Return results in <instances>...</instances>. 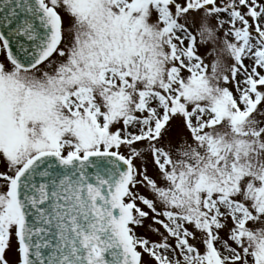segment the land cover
Segmentation results:
<instances>
[{"label":"snow or ice","instance_id":"obj_1","mask_svg":"<svg viewBox=\"0 0 264 264\" xmlns=\"http://www.w3.org/2000/svg\"><path fill=\"white\" fill-rule=\"evenodd\" d=\"M0 264H264V0H0Z\"/></svg>","mask_w":264,"mask_h":264},{"label":"rangeland","instance_id":"obj_2","mask_svg":"<svg viewBox=\"0 0 264 264\" xmlns=\"http://www.w3.org/2000/svg\"><path fill=\"white\" fill-rule=\"evenodd\" d=\"M209 47H211V46H209ZM208 59L211 60V56H209Z\"/></svg>","mask_w":264,"mask_h":264}]
</instances>
